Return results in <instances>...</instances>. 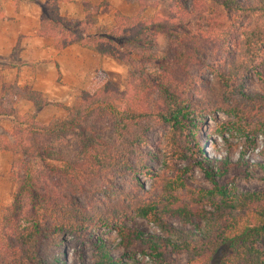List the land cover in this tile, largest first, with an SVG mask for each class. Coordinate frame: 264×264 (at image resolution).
Here are the masks:
<instances>
[{
    "label": "trees",
    "instance_id": "16d2710c",
    "mask_svg": "<svg viewBox=\"0 0 264 264\" xmlns=\"http://www.w3.org/2000/svg\"><path fill=\"white\" fill-rule=\"evenodd\" d=\"M63 1L41 4L39 33L54 38L59 50L78 44L102 56L140 62L137 48L152 39L163 37L167 48L153 62L155 72L141 69V80L129 94L118 92L101 69L77 105L66 107L70 118L51 125L37 120V112L50 103L42 92L4 87L0 119L13 122L17 146L2 137L0 146L23 157L16 156L12 165L17 187L0 221V264H69L59 250L68 236L91 244L90 264H125L104 239H93L98 226L113 228L126 248L145 240L161 264H176L168 261L173 252L187 255L182 264H264V190L223 185L230 159L212 164L204 158L210 187L194 186L178 168L186 158L182 140L196 117L225 113L239 129L264 131V94L245 87L256 65H264V0H210L238 15L222 30L200 35L190 13L201 0H168L177 12L172 19L116 11L111 28L98 26L102 5L80 20L62 14ZM137 1L143 11L151 0ZM19 50L9 58L15 63H21ZM207 51L215 58L209 64L213 78L192 73ZM198 82L201 92L190 94L188 88ZM13 91L31 100L36 111L19 115L20 99L11 100ZM154 94L152 107L148 101ZM106 116L114 128L111 139L105 135ZM156 130H162L160 143L150 151ZM54 135L56 145L67 139L71 151L44 142ZM151 159L159 167L150 169ZM143 176L152 180L149 189ZM88 193L105 197L88 200ZM132 213L157 224L164 235L145 236L132 226Z\"/></svg>",
    "mask_w": 264,
    "mask_h": 264
},
{
    "label": "rangeland",
    "instance_id": "374dc122",
    "mask_svg": "<svg viewBox=\"0 0 264 264\" xmlns=\"http://www.w3.org/2000/svg\"><path fill=\"white\" fill-rule=\"evenodd\" d=\"M122 12L126 15L132 16L139 12L143 13L144 18H164L172 19L177 14L175 5L171 6L168 0H151L145 10H141V5L137 0L122 1ZM202 5L192 6L191 13L193 20V28L199 35L202 32H209V30H222L225 22L230 18L237 16V13H228L226 10L217 7L210 0H201ZM87 7V6H86ZM105 9L98 15V26L111 28L114 26V17L112 7L105 4ZM88 9L95 12L96 8L90 5ZM169 16V17H168ZM147 40H151L148 38ZM167 48L166 40L163 37L154 38L149 44L144 47H138V54L143 55L142 61L138 62L132 59H119L106 56V64L101 69L106 71L108 80L113 87L120 93L129 94L136 84L140 82V71L144 68L148 73L156 71L153 62L157 61L158 57L163 56L164 50ZM215 58L211 51H207L202 63L193 67L192 73L200 75V77L213 78L210 72L209 64L213 63ZM132 64V65H131ZM208 65V66H207ZM98 72V71H97ZM97 72L93 75L92 82L94 83ZM91 84V86L93 85ZM90 86V87H91ZM80 89L78 94L74 96L72 103L64 105L67 118L54 119L44 125H51L57 121H66L70 118V113L66 109L67 106L73 108L77 105L81 98L82 92L89 89ZM203 87L202 82H198L193 87L188 88L190 94L201 92ZM246 90L253 93L264 94V65H256L255 70L250 73L246 79ZM22 94L13 91L10 94L11 100L19 101ZM157 101V94H154L149 103L155 107ZM110 117H105V135L109 139L114 137V128L110 122ZM40 122V121H39ZM108 122V123H107ZM186 132L182 140L186 151V158L178 161V168L182 170L185 179L197 187H210L209 181L206 179L202 165L205 163L204 158L213 159L214 164L217 159H230L228 165V172L224 178L220 179L223 185L229 186L238 191H260L264 190V131L259 133L239 129L234 124L235 119L225 113L206 114L203 117H196ZM162 130L154 131L150 136V146L147 148L152 151L155 146L159 145ZM56 135L50 140L44 141L47 144L54 142L56 145ZM57 138V137H56ZM67 138V137H66ZM64 144L59 143L56 146L66 149L69 152L72 149L71 143L67 139H61ZM12 146H17L14 138L8 139ZM48 146V145H47ZM12 151V150H11ZM204 152V153H202ZM13 161L16 156L23 157L17 151H12ZM167 157V156H166ZM164 158V155H163ZM176 161L181 160L178 157L174 158ZM13 165V162H12ZM150 169H156L159 164L154 161H149ZM42 170V169H41ZM0 185V221L3 219L7 209L13 202V194L17 187V181L12 177V167L8 176H3ZM142 180L146 188L149 189L151 185V178L143 176ZM3 181V182H2ZM87 195V194H86ZM88 200H96L104 198L102 193L93 194L88 193ZM86 202V198H83ZM132 226L139 228L145 236H163V232L154 222L137 216L135 213L130 215ZM173 221L176 225L179 223ZM93 239H104L107 244L114 251L116 257H124L125 264H161L160 259L149 248L145 240H138L135 244L126 248L121 245V239L113 228L98 226L93 230ZM63 253L64 258L69 264H90L92 261V249L89 242H84L81 238L68 236L61 244L59 249ZM188 257L185 253L173 252L168 255V261L182 264L187 261Z\"/></svg>",
    "mask_w": 264,
    "mask_h": 264
},
{
    "label": "crops",
    "instance_id": "0c3cea01",
    "mask_svg": "<svg viewBox=\"0 0 264 264\" xmlns=\"http://www.w3.org/2000/svg\"><path fill=\"white\" fill-rule=\"evenodd\" d=\"M46 1H0L3 5L0 15V93L7 84H14L20 90L42 92L50 102L37 112V120L42 123L67 118L63 106L72 103L78 90L90 87L93 75L106 64V56L96 51L78 44L59 50L54 38L39 33L42 28L41 4ZM122 1L124 0H65L60 7L64 16L81 20L91 12L88 9L90 5L96 10L97 6L102 5L100 14L105 9L104 2H107L112 7L114 17L116 11L122 12ZM18 46L21 63L9 59ZM19 99V115L36 111L31 100L23 97ZM13 127L11 120L0 119V137L10 140ZM12 162L11 149L0 146V185L1 179H4L2 177L9 175Z\"/></svg>",
    "mask_w": 264,
    "mask_h": 264
}]
</instances>
